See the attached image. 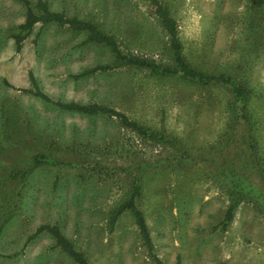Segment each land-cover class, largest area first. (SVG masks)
Wrapping results in <instances>:
<instances>
[{"label": "rangeland", "instance_id": "obj_1", "mask_svg": "<svg viewBox=\"0 0 264 264\" xmlns=\"http://www.w3.org/2000/svg\"><path fill=\"white\" fill-rule=\"evenodd\" d=\"M44 1L112 36L123 54L173 66L168 36L147 0ZM158 1L175 20L193 68L247 88L249 125L231 116L227 89L117 67L112 51L88 43L85 32L36 25L15 52L10 35L17 31L7 26L21 24L25 11L0 0V100L3 110L23 115L13 141L0 145V264H76L47 232L28 241L43 225L58 227L88 264H155L129 210L111 223L135 181L136 206L164 264L177 257L179 264H264V1ZM107 65L116 68L80 76ZM29 71L51 99L108 106L167 140L18 90L31 88ZM38 154L59 164L31 167ZM223 156L257 193L228 224ZM20 169L28 172L17 183L11 171Z\"/></svg>", "mask_w": 264, "mask_h": 264}, {"label": "trees", "instance_id": "obj_2", "mask_svg": "<svg viewBox=\"0 0 264 264\" xmlns=\"http://www.w3.org/2000/svg\"><path fill=\"white\" fill-rule=\"evenodd\" d=\"M147 1L150 2L154 7V14L161 28L168 36L170 43L171 58L173 62V66L171 67L157 64L151 59H142L133 55L123 54L118 48V45L112 36L105 34L97 26L91 23L79 20L74 17H67L64 13L54 12L50 10L48 3L44 0H36L35 2H31L29 0H15V2H17L20 6L24 8V20L21 24L15 26L9 24L7 27L9 30L17 31L16 33H12L10 35V38L13 39V46L15 52L17 53L21 50L22 43L25 40V37L32 32L36 25L44 27L50 24H54L60 27H67L73 32H85L87 34L86 40L88 43L101 45L109 48L116 58L115 61L117 62V67H139L148 70L151 74L155 76H178L182 79L195 82L197 85H200L204 88L223 87L229 91V98L225 102V106L229 108L231 116L234 117V120L236 121V123H238V126L249 125V118L247 114L249 92L247 88L244 85L236 82L233 78L228 75H208L200 69L193 68L185 57L183 47L177 35V24L173 17H171L168 8L165 5L161 4L158 0ZM263 1L264 0H258V4H261ZM22 33L24 34L22 35ZM113 68L116 67H112L110 65L98 66L88 71H85V73L80 76L91 75L98 71L106 72ZM28 78L32 85L31 88L18 90H21L25 93H29L39 98L43 102L53 104L60 110L68 112H77L87 116L106 115L110 118L114 117L118 119L121 124L126 128L135 130L142 136H145L146 138H149L154 142L163 143V141L167 140L166 136L158 135L155 132L143 129L137 123L131 121L123 113L108 106H103L99 104L82 105L76 103H63L59 100H53L40 90L37 85L36 79L31 71H29L28 73ZM1 84L14 88L13 86L9 85L6 79H2ZM3 102L4 101L0 100V127L2 131L0 139L1 146V142L3 141H13L15 133L21 127L20 124L23 118V115H21L20 113H9L7 109L3 110ZM225 106L224 108H226ZM231 129L235 134L238 133L236 127H232ZM249 149H254L252 144H249ZM223 162L224 164L221 166V171L225 177V185L227 187L228 195L231 202L230 206L226 211L223 223L228 224L232 221L234 211L237 206L241 202L254 199L257 193L253 186L250 184V182L245 180L243 175L233 172L235 171L234 167H227L225 165L228 164L225 156H223L222 163ZM42 164L57 165L59 163L58 161L53 160L46 155L38 154L33 157L30 165L31 167H34L40 166ZM27 172V169H20L17 171L12 170L11 175H13L14 180L18 179L17 183H22L24 180H26L25 177L27 175ZM2 184L3 186H6V183ZM140 192V183L138 181H135L133 183L132 193L129 199L117 211H114L111 217V223H114L117 217L124 210H129L133 214L135 223L139 229L141 239L148 251V254L153 259L155 264H164L154 253V246L151 240L147 223L143 214L136 206V199L139 197ZM43 232L49 233L55 239L56 245L60 248V250L70 259H72L73 262H75L76 264H88L85 256L74 248L71 241H69L62 234L60 229L56 226H40L35 231L34 235H31L28 238V241ZM174 264H179V257H177V261Z\"/></svg>", "mask_w": 264, "mask_h": 264}]
</instances>
